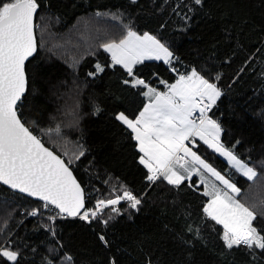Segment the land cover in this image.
Segmentation results:
<instances>
[{
	"label": "trees",
	"instance_id": "trees-1",
	"mask_svg": "<svg viewBox=\"0 0 264 264\" xmlns=\"http://www.w3.org/2000/svg\"><path fill=\"white\" fill-rule=\"evenodd\" d=\"M37 3V51L25 65L23 121L29 127L36 121L33 132L67 163L71 161L88 208L97 200L115 198L114 188L122 194L121 185L143 197V202L138 211H124L128 205L121 202L122 214L107 227L73 217L49 220L51 212L42 201L0 183V245L11 241L12 250H19V264H45L46 257L59 264L65 253L74 257L75 264H109L113 258L116 264H264V250L225 248L223 226L204 217L208 197L189 187L196 177L179 190L164 181L150 185L146 180L137 142L115 117L123 112L136 118L145 105L147 88L126 85L124 81L131 79L126 70L112 65L111 55L102 47L120 41L129 29L148 32L178 61L169 65L145 60L134 66L137 78L164 90L195 67L217 84L222 96L208 114L222 126L221 142L230 149L235 145V153L250 160L257 177L248 180L200 141L194 149L231 177L241 190L236 197L258 213L254 226L264 230V0H204L202 7L192 0ZM97 64L105 70L89 76ZM97 107L101 111L94 114ZM57 126L58 133L40 131ZM81 151L84 155L77 160ZM33 209L40 213L28 215ZM109 212L106 209L102 218L107 219ZM101 233L109 241L107 248L98 239ZM51 249L58 250L55 257ZM0 264L8 262L0 259Z\"/></svg>",
	"mask_w": 264,
	"mask_h": 264
},
{
	"label": "snow or ice",
	"instance_id": "snow-or-ice-1",
	"mask_svg": "<svg viewBox=\"0 0 264 264\" xmlns=\"http://www.w3.org/2000/svg\"><path fill=\"white\" fill-rule=\"evenodd\" d=\"M192 4L202 7L204 0H192ZM38 7L37 0H0V182L12 190L38 198L45 210L54 206L52 210L56 211V216H50L49 220L73 217L89 223L97 221L107 227L110 221L122 214L117 205L126 202L128 209L124 211H138L143 197L121 185L124 189L122 194L114 188L115 198L97 200L93 208H88L86 192L70 170L71 161L65 163L34 134L32 127H36V121L29 127L22 119L21 106L27 84L25 62L37 51L33 18ZM189 11H195V8L190 7ZM102 47L111 54L112 65H121L126 70L131 78L124 81L126 85L147 88L144 95L150 102L135 120L123 112L115 117L133 133L132 139L137 142L141 154L139 163L148 172L146 180L150 185L164 181L179 190L185 182L199 176V183H190L189 187L198 190L199 185H203L202 194L210 197L203 206L204 217L223 226L221 239L225 248L264 250V230L257 229L253 223L258 213L236 198L235 194L240 193V188L231 182L230 176L225 178L185 143L199 137L205 145L226 158L237 173L248 180L257 177V172L249 166L250 160H242L235 153V145L230 149L221 142L222 126L208 115L222 96L221 89L195 67L180 74L175 83L167 84L166 92L157 91L149 87L145 80L137 78L134 66L146 59L163 60L169 65L174 60L178 61L165 43L148 32L139 35L129 29L119 43L110 42ZM104 70V66L97 64L95 72L88 75L96 76ZM173 71L177 69L173 68ZM215 79L219 80L220 75L217 74ZM99 111L101 109L97 107L94 114ZM197 112L198 116L194 117L193 114ZM40 131L58 133L60 128L57 126ZM83 155L81 151L76 159ZM207 174L224 189L230 190L231 194L211 181ZM106 209H110V212L104 219L102 213ZM39 213L40 209H33L28 215ZM188 231L193 232L192 226L188 227ZM195 236L200 238L199 228L195 229ZM98 239L104 247H109L103 233L99 234ZM186 243L191 244L190 241ZM50 251L54 257L58 252L57 249ZM19 256V250H12L11 241L0 245V259L8 264H19ZM188 258L190 262L191 253ZM45 264H54V259L46 257ZM59 264H75L74 257L65 253L59 257ZM109 264H116L115 259H110Z\"/></svg>",
	"mask_w": 264,
	"mask_h": 264
},
{
	"label": "crops",
	"instance_id": "crops-1",
	"mask_svg": "<svg viewBox=\"0 0 264 264\" xmlns=\"http://www.w3.org/2000/svg\"><path fill=\"white\" fill-rule=\"evenodd\" d=\"M138 34V33H137ZM140 35V34H139ZM152 35V34H151ZM116 43H119V41L118 42H116ZM110 54V53H109ZM111 55V54H110ZM146 60H149V59H146ZM179 77V76H178ZM178 77L173 81V82H171V83H175V81L178 79ZM170 83V84H171ZM153 88V87H152ZM156 89V88H155ZM157 91H160V92H166L167 91V87L164 89V90H158V89H156ZM146 91H147V89H146ZM145 91V92H146ZM145 98H146V102H145V105L146 104H148L150 101H149V98L147 97V96H145ZM145 105H144V107H145ZM144 107L142 108V110L144 109ZM141 110V111H142ZM139 115V114H138ZM137 115V116H138ZM210 116V115H209ZM131 119V118H130ZM136 118H134L133 120H135ZM131 131V130H130ZM132 135H133V133H132ZM198 141H200V142H202L203 143V141L202 140H200L199 139V137H195V138H193L192 140H190V141H186L185 143L189 146V147H192V149H193V151H196L195 149H194V144H196ZM204 144V143H203ZM207 146V145H206ZM211 149V148H210ZM213 150V149H212ZM214 151V150H213ZM197 152V151H196ZM197 154L199 155V156H201V158L202 159H204L207 163H209L205 158H203V156L202 155H200L198 152H197ZM221 157V156H220ZM210 164V163H209ZM210 165H212V164H210ZM214 167V166H213ZM222 174V173H221ZM207 175H209V179L211 180V181H213V182H217L218 183V181H215V178L214 177H211L210 176V174H207ZM197 179L199 178V176H195ZM226 178V177H225ZM230 193V192H229ZM210 199V197H208V200Z\"/></svg>",
	"mask_w": 264,
	"mask_h": 264
},
{
	"label": "water",
	"instance_id": "water-1",
	"mask_svg": "<svg viewBox=\"0 0 264 264\" xmlns=\"http://www.w3.org/2000/svg\"><path fill=\"white\" fill-rule=\"evenodd\" d=\"M35 16H36V14L34 15V18H33V23H34V25H35ZM34 37H35V39H36V35H35V27H34ZM36 43H37V41H36ZM36 53V52H35ZM35 53L33 54V55H35ZM31 57H29L28 58V60L30 59ZM27 60V61H28ZM26 61V62H27ZM26 62H25V65H26ZM26 70V69H25ZM26 78H27V75H26ZM26 90H27V85H26ZM27 126V125H26ZM35 134V133H34ZM43 142V141H42ZM44 143V142H43ZM45 144V143H44ZM45 146L46 147H48L50 150H52L56 155H58V156H60V158L61 159H63L64 160V158L60 155V154H58L57 152H55L51 147H49V146H47L46 144H45ZM65 161V160H64ZM65 163H67L66 161H65ZM70 170L72 171V173H73V175H74V177L76 178V180L80 183V181L78 180V178L76 177V175L74 174V172H73V170H72V168L70 167ZM1 184H3L2 182H0ZM81 184V183H80ZM4 186H6V185H4ZM81 186H82V184H81ZM7 188H9V189H11L9 186H6ZM83 187V186H82ZM12 190V189H11ZM13 191H16V190H13ZM16 192H18V191H16ZM20 193V192H19ZM21 194H23V193H21ZM23 195H26V196H28L27 194H23ZM30 197V196H29ZM31 198H33V199H35V200H39L38 198H35V197H31ZM40 201V200H39ZM54 207V206H53Z\"/></svg>",
	"mask_w": 264,
	"mask_h": 264
},
{
	"label": "built area",
	"instance_id": "built-area-1",
	"mask_svg": "<svg viewBox=\"0 0 264 264\" xmlns=\"http://www.w3.org/2000/svg\"><path fill=\"white\" fill-rule=\"evenodd\" d=\"M193 116H194V117L198 116V112H197V113H194ZM198 183H199V181L196 182L195 184H198ZM199 187H201V185H199ZM198 190L201 191V192H203L202 189H198ZM117 207H118V205H117ZM52 208H53V206H50V207H49V210H50V212H51V216L54 217V216H56V211H53ZM57 211H58V210H57Z\"/></svg>",
	"mask_w": 264,
	"mask_h": 264
},
{
	"label": "rangeland",
	"instance_id": "rangeland-1",
	"mask_svg": "<svg viewBox=\"0 0 264 264\" xmlns=\"http://www.w3.org/2000/svg\"><path fill=\"white\" fill-rule=\"evenodd\" d=\"M150 34V33H149ZM140 35H143V34H140ZM150 60V59H149ZM218 154V153H217ZM219 155V154H218ZM220 156V155H219ZM222 157V156H221ZM226 162H227V160H226V158H224V157H222ZM229 165V164H228ZM230 166V165H229ZM250 166V165H249ZM251 167V166H250ZM240 174V173H239ZM247 178V177H246ZM232 182V181H231ZM217 183V182H216ZM233 183V182H232ZM217 185L221 188V189H224V186L223 185H220L219 184V182L217 183ZM224 190H227V189H224ZM227 191H229L230 192V190H227ZM229 194H231V192L229 193ZM236 195V194H235ZM237 199H238V197H236ZM239 201H240V199H239ZM241 202V201H240Z\"/></svg>",
	"mask_w": 264,
	"mask_h": 264
},
{
	"label": "bare ground",
	"instance_id": "bare-ground-1",
	"mask_svg": "<svg viewBox=\"0 0 264 264\" xmlns=\"http://www.w3.org/2000/svg\"><path fill=\"white\" fill-rule=\"evenodd\" d=\"M65 160V159H64Z\"/></svg>",
	"mask_w": 264,
	"mask_h": 264
}]
</instances>
